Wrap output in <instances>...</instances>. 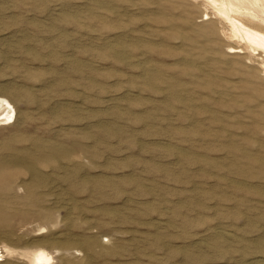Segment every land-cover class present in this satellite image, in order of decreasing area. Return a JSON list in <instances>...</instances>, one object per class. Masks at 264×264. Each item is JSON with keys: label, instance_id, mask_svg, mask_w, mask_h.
Masks as SVG:
<instances>
[{"label": "rangeland", "instance_id": "374dc122", "mask_svg": "<svg viewBox=\"0 0 264 264\" xmlns=\"http://www.w3.org/2000/svg\"><path fill=\"white\" fill-rule=\"evenodd\" d=\"M233 44L204 0H0L4 263L264 264L263 60Z\"/></svg>", "mask_w": 264, "mask_h": 264}, {"label": "bare ground", "instance_id": "6f19581e", "mask_svg": "<svg viewBox=\"0 0 264 264\" xmlns=\"http://www.w3.org/2000/svg\"><path fill=\"white\" fill-rule=\"evenodd\" d=\"M204 2L215 11L219 20L227 25L230 39L235 42L227 46V53L243 55L246 50L262 58L264 69V0H204ZM203 16L204 20L210 19L208 13ZM12 112H15L12 104L7 99L1 98L0 121L11 124L14 117L13 114L11 115ZM41 233L44 234L40 230L38 234ZM35 249L30 254V264L54 263L52 255L46 250ZM4 262V251L0 246V264H5Z\"/></svg>", "mask_w": 264, "mask_h": 264}]
</instances>
